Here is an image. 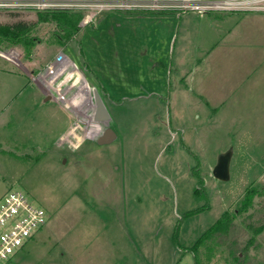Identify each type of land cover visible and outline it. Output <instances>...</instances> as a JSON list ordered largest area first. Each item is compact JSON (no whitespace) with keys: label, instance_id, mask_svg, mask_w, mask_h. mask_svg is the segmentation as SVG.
I'll list each match as a JSON object with an SVG mask.
<instances>
[{"label":"rangeland","instance_id":"374dc122","mask_svg":"<svg viewBox=\"0 0 264 264\" xmlns=\"http://www.w3.org/2000/svg\"><path fill=\"white\" fill-rule=\"evenodd\" d=\"M153 1L0 9V25L37 22L0 44V197L21 189L49 212L13 264H195L191 248L235 211L198 244L199 263L264 264V2ZM136 9L151 13L124 15ZM39 11L81 14L80 32L63 43L59 22ZM60 51L100 76L112 142H97L107 124L89 123L85 100L68 108L84 124L62 139L46 126L51 106L29 78L40 85ZM231 147L223 181L213 168Z\"/></svg>","mask_w":264,"mask_h":264},{"label":"built area","instance_id":"2783aa9c","mask_svg":"<svg viewBox=\"0 0 264 264\" xmlns=\"http://www.w3.org/2000/svg\"><path fill=\"white\" fill-rule=\"evenodd\" d=\"M80 0H0V9L15 10L35 7L77 6ZM190 0H183L188 3ZM251 0H236L245 4ZM264 2V0H261ZM158 4V0L153 1ZM230 4L234 0L228 1ZM247 4V3H246ZM61 57V56H60ZM48 210L21 189H10L0 197V264H13V259L46 225Z\"/></svg>","mask_w":264,"mask_h":264},{"label":"crops","instance_id":"0c3cea01","mask_svg":"<svg viewBox=\"0 0 264 264\" xmlns=\"http://www.w3.org/2000/svg\"><path fill=\"white\" fill-rule=\"evenodd\" d=\"M124 15L130 18L143 17L142 14H124ZM172 16L173 15H169V17H172ZM104 19H105V16H103L100 19L99 24ZM99 24H97V26ZM144 54L145 53H144V48H143L141 51V56H144ZM141 60L143 61L142 58ZM87 61H89V59H87ZM32 63H36V62L33 61ZM32 63L30 64L33 65ZM92 67L96 69L94 65ZM139 68H143V65L138 67V69ZM143 70L144 69H142L141 71ZM18 73H21L27 78L30 77L29 72L25 71L22 68L20 72ZM41 75H42V78L39 80L42 82L40 85L31 78H29V80L32 83L31 86L33 88H36L38 91V94H39L38 100L40 99L43 104L48 103L51 106L50 109H52L53 116L49 121H45V123H46V126L52 123L51 126H55V128L56 126H60V127H57L54 133L55 141H57L59 139H62L66 131L72 132L73 125H75L76 123L79 125L84 124L85 121L82 122L79 117H77L75 114H73L70 111V109L68 111V108H70L71 106L73 108H75L76 106L79 107L81 106V102L84 100H85L84 102L86 101L88 102V106L90 104V106H93L95 108L93 98H91L92 96L89 99L87 97L79 99L78 95L81 92H83V89L85 88L88 89V87L91 84L90 82L92 78H94L95 81H97V84L94 86L98 87L100 91L101 85H99V81L101 78L99 79L100 76L98 77L96 73H94V75H90L88 70L86 71L84 67L80 64V61L77 59L76 54L70 55V54L65 53L64 51H60L53 59H51V61L48 64L45 65V71ZM141 75H143V72L141 73ZM78 81L81 82L80 87L77 84ZM65 83L66 85L67 83L68 85L70 84V86L65 87L66 86ZM92 87H91V90H92ZM63 88L67 90L65 89L63 90ZM72 88H76V91H74L75 93H73V95L69 97V99L67 98L66 100V95H64V93L66 94L70 92ZM88 119H89V123L93 122L91 121L89 115H88ZM86 122L88 124V121ZM93 124H96V123L93 122Z\"/></svg>","mask_w":264,"mask_h":264},{"label":"trees","instance_id":"16d2710c","mask_svg":"<svg viewBox=\"0 0 264 264\" xmlns=\"http://www.w3.org/2000/svg\"><path fill=\"white\" fill-rule=\"evenodd\" d=\"M126 11L127 13L124 12L125 14L151 13L150 11L148 12L146 9H136V10H131V11L126 10ZM38 18L40 21L53 20L55 22H59L61 30H62V36H60L59 38H62L63 43H66L67 41H69L73 36H75L76 33H79L81 29V25L79 22L82 19V15L75 14L74 12L72 13L64 12V13L54 14L52 11H39ZM36 23L37 22H27L25 20H18L13 23H7L4 25H0V44L2 41H5L7 43L6 44L7 46L13 43H19L15 37H19L20 34H24L28 32L29 29L33 28L36 25ZM23 43L25 45H30L29 47L31 48L34 42L26 41ZM252 198H253L252 190L247 189L246 193L244 194V202H243L244 207L243 208L249 207L252 204ZM243 208H239V210ZM198 211H201V210L200 209L191 210V211H188L187 214L190 215ZM235 214H236V211L234 213L232 212L224 213L212 226H210V228L206 232L202 234V236L197 241L196 245H194L193 248H191L190 250L194 254L195 264H200L198 256L195 255L196 249L199 247L198 244H201L202 241L210 239L212 232L213 231L217 232L218 228L221 225H223L225 222L229 221L231 223V220L233 219ZM261 230H262V227L257 228L255 231L256 234H258Z\"/></svg>","mask_w":264,"mask_h":264},{"label":"water","instance_id":"95a60500","mask_svg":"<svg viewBox=\"0 0 264 264\" xmlns=\"http://www.w3.org/2000/svg\"><path fill=\"white\" fill-rule=\"evenodd\" d=\"M92 98L95 105L92 115L93 122L98 124H107V126L104 127L103 132L98 136L97 142L99 144L110 143L117 137V133L111 126L108 125L112 116L108 107L106 106L102 94L96 86L92 87ZM232 154V147L227 151L221 152L219 154L217 163L213 168V174L216 178L223 181H227L230 179Z\"/></svg>","mask_w":264,"mask_h":264}]
</instances>
